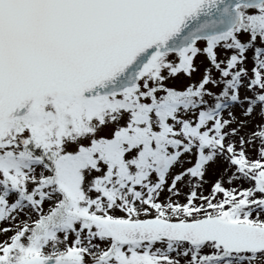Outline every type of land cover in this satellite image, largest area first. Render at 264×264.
<instances>
[{"label":"snow or ice","instance_id":"snow-or-ice-1","mask_svg":"<svg viewBox=\"0 0 264 264\" xmlns=\"http://www.w3.org/2000/svg\"><path fill=\"white\" fill-rule=\"evenodd\" d=\"M0 264H264V0H0Z\"/></svg>","mask_w":264,"mask_h":264},{"label":"rangeland","instance_id":"rangeland-1","mask_svg":"<svg viewBox=\"0 0 264 264\" xmlns=\"http://www.w3.org/2000/svg\"><path fill=\"white\" fill-rule=\"evenodd\" d=\"M197 63H199V60L197 61ZM197 76H198V74H197Z\"/></svg>","mask_w":264,"mask_h":264}]
</instances>
